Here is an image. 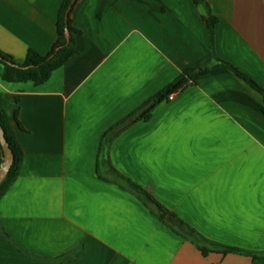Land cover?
<instances>
[{
    "label": "crops",
    "instance_id": "crops-1",
    "mask_svg": "<svg viewBox=\"0 0 264 264\" xmlns=\"http://www.w3.org/2000/svg\"><path fill=\"white\" fill-rule=\"evenodd\" d=\"M63 0H0V52L53 47ZM78 0L75 53L0 98L22 150L0 198V264H264V0ZM206 67L114 138L185 69ZM2 68L0 67V75ZM17 120L21 126H16ZM116 174L166 211L161 219ZM243 253L210 252L178 232Z\"/></svg>",
    "mask_w": 264,
    "mask_h": 264
},
{
    "label": "trees",
    "instance_id": "trees-1",
    "mask_svg": "<svg viewBox=\"0 0 264 264\" xmlns=\"http://www.w3.org/2000/svg\"><path fill=\"white\" fill-rule=\"evenodd\" d=\"M78 0H63L57 13L56 17V34L57 38L56 41L51 48V50L45 54L41 55L33 50H28L26 53V57L23 63L16 62L11 56L0 52V67L2 68L1 72V79L3 81L9 83H25V82H32L34 85L39 86L44 84L48 81L52 73L63 66L65 62L75 53V37L79 34V32L72 26L71 21V13L73 10L74 5ZM195 5H204L206 8V17H204V21L207 25L209 31V41H210V48L213 51V31L214 26L217 23L216 17H214L207 5L208 0H193ZM65 30H68L70 38L69 42L67 43L65 38ZM220 65L225 66L231 72H233L239 79L244 81L248 84L253 90L258 92L264 97V90L258 86L254 81H252L249 77L238 71L231 65L226 63L219 62ZM206 67H196V68H188L185 69L182 74L168 84L162 91H160L155 97L150 99L139 111L136 113L130 114L126 119L116 124L112 127L105 135L104 139L108 138V136L114 138L118 133L124 130L130 124L142 120L147 119L153 107L160 103L161 101L168 98V96L180 91L185 86L189 84H196L199 77L206 72ZM264 113V109H262ZM14 121L16 126L21 128L18 120H17V112L14 116ZM0 124L4 130V135L6 141L12 150L14 160L10 167V170L0 184V198L6 193L9 187L15 181L20 166L23 160V154L19 142L17 140L16 134L14 132V128L12 127L11 122L9 121L4 107L1 102L0 98ZM110 138H108L109 140ZM2 151L0 148V164L2 163ZM116 176L120 178L117 174ZM123 180L132 190L136 192V194L144 200L147 204H152L155 206L156 211L161 219H164L166 215V211L160 207L148 194L142 191L139 187L132 184L129 181ZM169 217L175 222L178 229V232L184 235L185 237H189L196 241H201L206 246H200L199 250L203 256H206L210 252H218L222 254L238 252L243 253L248 256H251L253 259H260L263 258L256 253L244 251V250H237L233 248H227L221 246L219 244L207 241L202 236L194 233L191 229L186 227L182 222L175 219L173 215H169Z\"/></svg>",
    "mask_w": 264,
    "mask_h": 264
},
{
    "label": "water",
    "instance_id": "water-1",
    "mask_svg": "<svg viewBox=\"0 0 264 264\" xmlns=\"http://www.w3.org/2000/svg\"><path fill=\"white\" fill-rule=\"evenodd\" d=\"M65 38H66V41L68 43L69 38H70L68 30H65ZM0 148L2 151V155H1L2 163L0 164V184H1L3 182V180L5 179V177L7 176L8 172L10 170V167L13 163V160H14L12 150L10 149V147L6 141V138L4 135V130L1 126V124H0Z\"/></svg>",
    "mask_w": 264,
    "mask_h": 264
},
{
    "label": "built area",
    "instance_id": "built-area-1",
    "mask_svg": "<svg viewBox=\"0 0 264 264\" xmlns=\"http://www.w3.org/2000/svg\"><path fill=\"white\" fill-rule=\"evenodd\" d=\"M173 98V95L168 96V100H171Z\"/></svg>",
    "mask_w": 264,
    "mask_h": 264
}]
</instances>
